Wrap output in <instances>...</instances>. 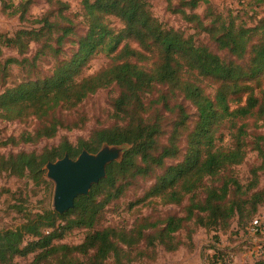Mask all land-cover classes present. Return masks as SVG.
Wrapping results in <instances>:
<instances>
[{
  "label": "trees",
  "instance_id": "1",
  "mask_svg": "<svg viewBox=\"0 0 264 264\" xmlns=\"http://www.w3.org/2000/svg\"><path fill=\"white\" fill-rule=\"evenodd\" d=\"M46 1L50 6L59 4L62 8L35 19L31 28H20L13 35L0 34V54L3 47L15 49L22 55L30 44L39 47L31 58L0 60L4 69L11 65L28 69V80L0 94V118L11 122L34 117L44 123L58 108L75 109L89 96L113 86L118 90L111 106L110 117L114 121L111 126L96 129L87 140H79L76 145L63 139L57 146L39 154L20 152L0 156V175L29 177L34 182L47 183L44 166L48 162L65 155L75 159L83 150L96 153L104 145L127 149L121 161L106 167V177L92 185L87 195L78 196L73 208L66 213L30 214L23 218L19 227L0 229V264H15L16 259L29 255L33 258L26 264H108L110 259L116 264H129L131 252L142 243L148 248L161 245L168 253L178 251L181 243L176 241L175 235L187 228L194 218L205 229L224 228L235 216L240 222L250 224L259 207L264 206V188L253 192L258 187L257 173L264 168V161L252 170V178L245 186L234 178H226L221 186L206 188L202 201L196 200V192L206 179H216L227 168L243 163L247 131L245 124L238 126L237 122L256 117L257 126L258 121H264V92L257 96L252 88L242 84L264 72V34L260 42L251 46V59L247 67L242 68L224 63L206 47L197 45L184 31L165 28L145 0H83L82 15L88 29L79 38L76 53L70 60L58 62L51 76L31 81L29 68L48 55L58 59L63 43L73 33L72 21L64 14L68 8L66 4L58 0ZM166 1L170 7L171 0ZM188 4L195 7L197 0ZM28 5L29 1L13 8L12 15L20 13V21L26 22ZM176 13L188 23L196 22L204 29L197 14L188 15L183 10ZM113 19L120 23L119 29L112 27ZM210 19L212 25L205 31L211 34L219 48L243 58L248 35L256 28H237L232 21L226 26L221 16L212 14ZM102 52L109 55V63L94 74L82 76V66ZM189 75L217 82L219 87L213 97L191 82ZM155 86H166L171 94L180 92L196 110L197 123L189 154L181 163L168 167L151 190L164 204L179 205L188 197L185 215L153 222L143 220L129 231L95 228L106 199L119 195V190L111 192L120 178L161 167L165 159L177 154L175 138L172 137L167 146L159 142L162 135L159 117L152 118L144 112L143 98L150 95ZM241 92H245V98H237V106L231 108L229 97ZM159 103L150 102V105L158 106ZM167 109L177 110L182 118L187 116L181 106H168ZM222 125L226 135L222 132L216 136ZM60 127L61 122L52 118L34 134L25 132L19 139L12 137L1 145L9 142L13 146L20 142L34 144L42 139H53ZM77 127L68 125L66 129ZM225 136L229 139L228 145H218L224 142ZM257 151L262 158L263 151L260 148ZM231 187L234 188L232 199ZM102 194L106 198L99 202ZM75 228L89 230L80 244H55ZM188 232L190 240L193 229ZM26 236L31 240L25 242ZM262 249V254L251 264H264V244ZM218 256V249H215L211 255L213 263Z\"/></svg>",
  "mask_w": 264,
  "mask_h": 264
},
{
  "label": "rangeland",
  "instance_id": "2",
  "mask_svg": "<svg viewBox=\"0 0 264 264\" xmlns=\"http://www.w3.org/2000/svg\"><path fill=\"white\" fill-rule=\"evenodd\" d=\"M29 1L27 12L25 14L26 22L19 19L20 13L12 15L13 8H18L21 4ZM68 7L64 13L68 16L72 24L73 33L67 37L62 46L61 54L58 59L46 56L39 60L34 67L29 68V80H42L51 76L58 62L68 61L77 51V42L81 36L87 32V23L82 15L83 0H58ZM159 22L165 28L180 29L187 35L193 37L197 45L206 47L212 54L218 56L226 64L239 65L242 68L247 67L251 55V46L260 42L264 34V0H197V5L191 7L188 2L191 0H171V6H168L166 0H145ZM5 8V9H4ZM62 5L50 6L46 0H0V34L13 35L20 28H31L32 21L42 18L46 13H56ZM183 10L188 15L197 14L204 25L200 28L196 22L188 23L183 19L180 13L176 11ZM210 14V15H209ZM213 16H221V21L225 25L232 21L237 28H256L253 34L248 35L246 52L243 58H238L228 50L219 48L218 43L212 38L211 34L205 29L212 25L210 19ZM57 21H60L57 19ZM62 25L67 23L61 22ZM112 27L119 29L121 27L117 20H112ZM55 40V36H53ZM134 46V45H132ZM36 44H30L25 55L18 53L17 50L3 47L0 54L1 62L8 58L22 60L24 57L31 58L38 50ZM109 55L102 52L94 55L87 65L81 68L82 76L94 74L109 63ZM149 68V65H147ZM26 70L22 67L11 65L7 68L0 66V94L7 88H15L18 84L27 79ZM188 79L203 89L210 98L213 97L217 82L210 79H201L195 75H189ZM244 86L254 90L255 95L259 96L264 92V72L256 77L248 79L242 83ZM118 96L116 87L101 89L94 95L89 96L84 102L75 109L66 110L64 107L58 108L51 114L46 122L42 123L34 117L4 121L0 118V156H8L20 152L37 154L57 146L63 139H67L71 144L76 145L79 140H87L93 131L101 127L111 126L113 119L110 117L112 112V103ZM163 96V99L161 97ZM245 98V92L239 95H231L230 106H237L236 99ZM150 102H160L158 106ZM144 112L152 118L159 117L162 135L159 140L162 146H167L169 140L173 137L176 141L177 154L173 158L164 160L161 167H152L144 173L129 174L120 178L116 183L114 194L119 190V195L106 199L105 207L99 215L95 228L112 227L120 230L129 231L143 220L149 222L162 220L168 216L182 217L185 215V209L188 206V197H185L179 205L164 204L153 196L151 190L157 183V179L165 172L168 167L181 163L190 152V142L192 134L195 131L197 115L194 106L180 92L171 94L166 86H155L152 93L143 98ZM183 107L186 117H180L178 111H169L167 107ZM55 118L61 122V127L53 139H42L37 143H19L13 146L10 142L7 145H1L9 138L19 139L25 133L34 134L43 125L49 124L50 120ZM256 117H251L238 121L237 125L245 124L247 137H244L246 143V157L239 166L227 168L216 179H206L203 185L196 192V200L202 201L205 197V190L208 187H219L226 178H234L241 185H246L252 178L253 169L261 166L264 161V121H258L255 125ZM182 120V121H181ZM68 125H77V128L68 130ZM224 125L220 126L217 132H226ZM229 139L224 137V142L218 145L227 146ZM257 148L263 151V157L258 154ZM121 161V160H120ZM119 162V161H118ZM259 184L256 190L264 188V168L258 171ZM47 183H37L29 177L15 178L8 174L0 175V229H15L22 224L23 218L30 214L42 213L53 210V192L54 184L46 177ZM234 197V188L230 189V199ZM106 198L102 194L98 201ZM255 218L264 217V206H260ZM251 224V223H250ZM249 222H240L237 216L232 218L224 228H202L198 219L194 218L176 235V241L181 243V247L175 253H168L164 247L156 244L154 248H148L142 243L131 252V262L129 264H251L253 259L250 256L252 241L262 242L264 237L261 235L251 236L248 230ZM263 228V225H260ZM193 229L191 239H188L189 230ZM86 229H73L66 232L61 240L55 241V244H80L88 234ZM25 242L31 240L27 236ZM215 249H218L219 256L213 263L211 255ZM33 255L27 258H18L15 264H26L30 262ZM108 264H116L113 259Z\"/></svg>",
  "mask_w": 264,
  "mask_h": 264
},
{
  "label": "water",
  "instance_id": "3",
  "mask_svg": "<svg viewBox=\"0 0 264 264\" xmlns=\"http://www.w3.org/2000/svg\"><path fill=\"white\" fill-rule=\"evenodd\" d=\"M127 147L104 145L96 153L83 150L75 159L65 155L44 166L46 177L54 184L53 210L59 215L66 213L74 206L78 196L89 193L106 177V167L122 159Z\"/></svg>",
  "mask_w": 264,
  "mask_h": 264
},
{
  "label": "built area",
  "instance_id": "4",
  "mask_svg": "<svg viewBox=\"0 0 264 264\" xmlns=\"http://www.w3.org/2000/svg\"><path fill=\"white\" fill-rule=\"evenodd\" d=\"M263 225V228H261L260 225ZM251 236H258L261 235L264 237V217L262 218H255L251 224L248 226V230ZM253 247L251 248L250 256L253 260L257 259L263 252V243L253 240Z\"/></svg>",
  "mask_w": 264,
  "mask_h": 264
}]
</instances>
